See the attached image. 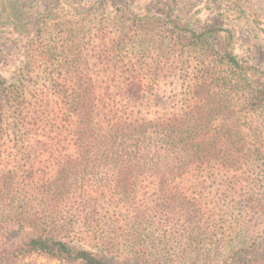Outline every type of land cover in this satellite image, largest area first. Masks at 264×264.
Listing matches in <instances>:
<instances>
[{
  "label": "rangeland",
  "instance_id": "374dc122",
  "mask_svg": "<svg viewBox=\"0 0 264 264\" xmlns=\"http://www.w3.org/2000/svg\"><path fill=\"white\" fill-rule=\"evenodd\" d=\"M216 29L232 35L230 50L242 65L264 73V0H0V105L10 93L11 119L23 107L28 117L34 116L43 102L51 103L49 111L58 112L59 99L64 100L65 93L84 80H90V95L99 100L105 81L111 80L106 70L117 67L122 72L120 80L136 70L148 90L152 84L148 80L155 73L159 89L155 97L173 104L186 96L192 68L202 55L206 71L218 83L234 80V73L215 55L222 45ZM187 31L204 37L194 40ZM250 89L244 84V89L225 92L229 103L215 110L217 118H224L217 125L225 122L228 129L240 131L232 141L243 178L238 193H210V189L207 193H131L129 197L113 193L120 206L118 202L107 205L100 216L108 223L104 235L111 244V260L224 264L262 238L264 94L255 104ZM0 129L5 133L1 130L2 212L8 209L2 196L8 194L3 184L10 176L17 189L30 192L22 195H40L39 188L56 178L57 164L73 152L57 145L50 148L49 162L43 163L23 141L25 130ZM48 132L55 138L51 129ZM16 207L21 210L20 204ZM121 210L149 213V220L136 223L132 219L129 228L112 225ZM1 227L7 226L0 223V243H20L21 237L6 235L7 229ZM118 228L126 229L127 238H118ZM0 264L68 263L34 255ZM258 264H264V259Z\"/></svg>",
  "mask_w": 264,
  "mask_h": 264
},
{
  "label": "trees",
  "instance_id": "16d2710c",
  "mask_svg": "<svg viewBox=\"0 0 264 264\" xmlns=\"http://www.w3.org/2000/svg\"><path fill=\"white\" fill-rule=\"evenodd\" d=\"M187 32L194 40L204 37ZM216 36L222 45L215 55L234 73V80L218 83L206 71L202 55L192 68L186 96L173 104L155 97L159 90L155 73L148 80L152 81L149 91L136 70L120 80L119 67L106 70L111 80L105 81L101 99L90 95V80H80L82 83L56 103L58 112L49 111L51 103L43 102L34 116L28 117L23 107L11 119L9 93L6 103L0 105V128L25 130L23 141L43 163L49 162L50 148L57 145L64 144L73 153L57 164L56 178L37 190L40 195H22L30 192L17 189L12 176L3 184L8 194H3L2 201L8 209L0 212V223L7 226L1 229L22 239L20 243H0V263L36 255L68 264H134L109 257L111 244L104 235L108 223L100 216L107 205L118 202L113 193L128 197L131 193H207L209 189L210 193H238L243 178L232 141L240 131L228 129L225 122L217 125L224 118H217L215 110L225 109L229 103L225 92L244 89V84L251 88V102L260 104L264 73L241 64L230 50V33L216 29ZM49 129L55 138L49 136ZM115 216L112 225L129 228L132 219L145 222L150 215L121 210ZM119 230L118 238H127L126 229ZM262 259L264 235L224 264H258Z\"/></svg>",
  "mask_w": 264,
  "mask_h": 264
}]
</instances>
